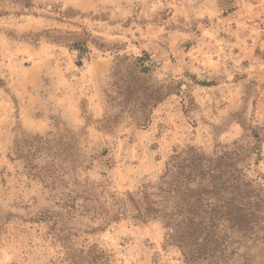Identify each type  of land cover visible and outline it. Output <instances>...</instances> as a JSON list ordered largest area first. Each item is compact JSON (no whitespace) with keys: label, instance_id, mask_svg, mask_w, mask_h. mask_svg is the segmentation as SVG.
<instances>
[{"label":"rangeland","instance_id":"374dc122","mask_svg":"<svg viewBox=\"0 0 264 264\" xmlns=\"http://www.w3.org/2000/svg\"><path fill=\"white\" fill-rule=\"evenodd\" d=\"M12 1L0 0V264H70L92 245L107 264H185L161 221L122 203L187 146L216 185L205 210L241 213L215 224L231 226L214 237L227 264H264V0H32L30 12ZM56 8L73 10L76 26L44 18ZM51 26L106 47L90 45L78 66L65 45L22 40ZM143 50L154 63L146 85L162 98L144 126L126 111L103 128L119 109L117 58ZM68 130L82 154L75 169ZM47 132L62 138L54 160L43 148L29 167L26 141Z\"/></svg>","mask_w":264,"mask_h":264},{"label":"trees","instance_id":"16d2710c","mask_svg":"<svg viewBox=\"0 0 264 264\" xmlns=\"http://www.w3.org/2000/svg\"><path fill=\"white\" fill-rule=\"evenodd\" d=\"M12 2L29 12L34 7L32 0H13ZM47 13L43 15L46 19H55L59 23L65 20L67 24L76 26L75 23L69 22L76 15L71 9L59 11L56 8ZM51 13L57 16L51 17ZM6 14L7 12L0 11V17ZM41 38L51 43L65 45L74 51L75 63L78 66L86 58L90 45L99 50L106 47L83 29H61L52 26L37 33H27L22 40L37 43ZM153 65V61L144 50L140 56L123 55L117 58L113 72V87L114 92L121 96V99L117 103L119 109L113 117L104 114L101 119L103 128L111 126V120H113L112 124L117 122L126 111L131 114L137 126H144L149 122L152 108L163 96L159 86L146 85ZM68 132L71 135L68 140L66 139L67 158L72 169H75L83 162L82 154L77 139L72 135L73 132L70 130ZM26 143L28 148L22 157L25 161L29 160L27 164L32 167L31 162L35 158L36 151L42 152L43 148L46 150L45 156L54 160L49 153L52 148L62 143V138L59 139L51 132H47L44 135L34 134ZM184 154H187V158L182 157ZM203 155L198 148L187 146L171 158L181 159L180 161L171 164L167 162L159 182L154 185H145L139 191L127 193L122 205L133 213V218L141 221L149 219L161 221L165 230V242L179 248L185 264H227L224 247H221L214 237L220 234L226 235V230L231 226H223L226 228L216 231L215 224L223 220L230 222L233 226L241 217V213L226 209L205 210L212 206L209 194L216 185L209 172V164L203 163L206 159ZM170 175L171 181L167 180ZM68 257L70 264H107L105 253L95 245L75 250L74 253L71 251Z\"/></svg>","mask_w":264,"mask_h":264}]
</instances>
